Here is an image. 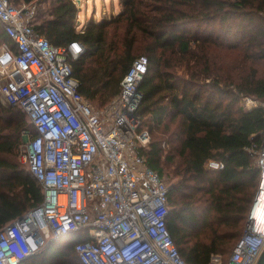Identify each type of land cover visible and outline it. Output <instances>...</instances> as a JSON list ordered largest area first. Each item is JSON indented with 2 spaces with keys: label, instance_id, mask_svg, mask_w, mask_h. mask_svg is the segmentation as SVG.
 <instances>
[{
  "label": "trees",
  "instance_id": "trees-1",
  "mask_svg": "<svg viewBox=\"0 0 264 264\" xmlns=\"http://www.w3.org/2000/svg\"><path fill=\"white\" fill-rule=\"evenodd\" d=\"M23 1H36L34 28L52 43H83L84 51L71 62L73 73L80 91L100 106L119 93L133 60L148 57L137 114L153 133L144 153L164 177V136L155 130L177 124L167 139L176 137L178 144L169 152L174 149L181 158L180 178L166 180L170 232L188 264H209L213 253L227 262L244 233L260 177L250 148L262 141L264 110L247 109L242 96L264 99V77L252 69L235 80L215 64L209 50L211 45L236 48L241 42L251 58H264V0H120L117 13L90 18L83 30L77 28L79 8L73 0ZM204 25L212 31L201 30ZM255 46L262 48L256 52ZM189 59L195 62L191 68ZM28 129L34 125L25 112L0 101V227L42 201L37 179L4 156L19 148ZM210 158L223 161L224 168H206ZM70 235L75 239L62 243L63 236L45 248L54 264H83L74 247L82 237ZM39 253L19 264H29Z\"/></svg>",
  "mask_w": 264,
  "mask_h": 264
},
{
  "label": "built area",
  "instance_id": "built-area-1",
  "mask_svg": "<svg viewBox=\"0 0 264 264\" xmlns=\"http://www.w3.org/2000/svg\"><path fill=\"white\" fill-rule=\"evenodd\" d=\"M36 7L0 0L1 31L9 38L0 45V97L34 125L25 131L22 158L43 194L0 227V264H19L71 233L82 237L74 247L83 264H188L168 226V183L144 153L151 134L137 108L148 57L133 60L119 93L99 109L73 73L83 43H52L34 28ZM243 100L248 109L264 110V99ZM250 150L260 177L244 233L227 262L213 253L209 264H255L264 249V129ZM224 166L206 162L210 169Z\"/></svg>",
  "mask_w": 264,
  "mask_h": 264
},
{
  "label": "rangeland",
  "instance_id": "rangeland-1",
  "mask_svg": "<svg viewBox=\"0 0 264 264\" xmlns=\"http://www.w3.org/2000/svg\"><path fill=\"white\" fill-rule=\"evenodd\" d=\"M84 0L83 5L79 4L78 6V18H79V24L85 23L87 20L90 18H93L95 20H100L103 17H106L109 13L112 12V7L113 5L116 7V9L119 11L121 8V2L120 0H88V2H85ZM17 4H22V0L16 1ZM38 6L36 7V12H37ZM115 14V12H114ZM2 27V24L0 22V29ZM189 28L191 30H194L196 28L195 25H190ZM212 27L204 25L201 27V30H207L208 32H211ZM1 32V31H0ZM3 34L0 33V45L4 41L3 39ZM230 41V40H228ZM241 45H239L236 48H228L226 45H211L210 47V54L212 60L215 62L217 66H219L224 72L229 73L232 78L235 80H238L239 76L241 75H247L251 72L252 69L257 70V75L264 77V58H259V59H253L249 56L247 52V49L243 47L242 43L240 42ZM262 46H255V51L259 52ZM254 48L250 49L253 50ZM195 63L194 60L189 59V62H187V65L191 68L192 64ZM200 65V64H199ZM185 69V66L179 67V69ZM209 80V79H207ZM242 96V103L244 106L248 109V107L245 105V101L243 100ZM250 96L253 98H257L251 95H246ZM0 101L4 103L0 97ZM93 104L97 108H104V106H100V103L97 101H92ZM6 104V103H4ZM26 114V113H25ZM27 117V115H26ZM27 120L30 121L27 117ZM166 119V123H167ZM147 125H145L146 127ZM177 126L176 122H173L170 124V128L165 130V125L163 124V127H159V129L155 130V133L158 135H163L164 136V142H163V148H164V153H163V170H164V175L166 180H178L180 178V175H178L179 167L181 166V158L178 156L176 150H172L169 152L170 148L172 146H175V144H178V140L176 137L172 136L171 140L168 142L167 139L169 137V133L174 130V128ZM164 129V130H163ZM151 134V133H150ZM153 137V133L151 134V139ZM170 138V137H169ZM24 142L19 146V148L14 152L10 154H4L6 158L9 160H15L19 162L26 170L27 165L26 163L23 162V152H24ZM167 156L168 160L165 158ZM4 176L2 173L0 174V178ZM75 239V235H70V236H64L62 238V243H66L69 241H72ZM48 246V245H47ZM46 246V247H47ZM45 249L41 251V253L37 254L39 258H31L29 259V264H54L51 260H49L48 255H45L44 252Z\"/></svg>",
  "mask_w": 264,
  "mask_h": 264
},
{
  "label": "water",
  "instance_id": "water-1",
  "mask_svg": "<svg viewBox=\"0 0 264 264\" xmlns=\"http://www.w3.org/2000/svg\"><path fill=\"white\" fill-rule=\"evenodd\" d=\"M77 2L80 4V0H77ZM255 264H264V249Z\"/></svg>",
  "mask_w": 264,
  "mask_h": 264
},
{
  "label": "crops",
  "instance_id": "crops-1",
  "mask_svg": "<svg viewBox=\"0 0 264 264\" xmlns=\"http://www.w3.org/2000/svg\"><path fill=\"white\" fill-rule=\"evenodd\" d=\"M112 12L114 13H117L118 12V10L116 9V7L113 5V7H112Z\"/></svg>",
  "mask_w": 264,
  "mask_h": 264
},
{
  "label": "bare ground",
  "instance_id": "bare-ground-1",
  "mask_svg": "<svg viewBox=\"0 0 264 264\" xmlns=\"http://www.w3.org/2000/svg\"><path fill=\"white\" fill-rule=\"evenodd\" d=\"M260 216H261L262 220H264V217H263V214H262V212L260 213Z\"/></svg>",
  "mask_w": 264,
  "mask_h": 264
}]
</instances>
